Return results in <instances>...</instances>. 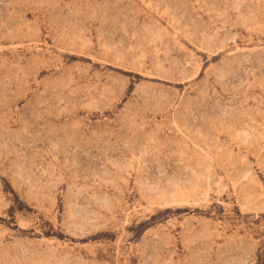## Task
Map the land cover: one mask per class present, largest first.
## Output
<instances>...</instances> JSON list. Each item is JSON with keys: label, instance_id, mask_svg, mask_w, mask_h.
Listing matches in <instances>:
<instances>
[{"label": "rangeland", "instance_id": "rangeland-1", "mask_svg": "<svg viewBox=\"0 0 264 264\" xmlns=\"http://www.w3.org/2000/svg\"><path fill=\"white\" fill-rule=\"evenodd\" d=\"M0 264H264V0H0Z\"/></svg>", "mask_w": 264, "mask_h": 264}]
</instances>
